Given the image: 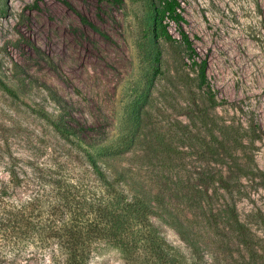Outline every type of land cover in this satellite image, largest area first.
<instances>
[{
  "label": "rangeland",
  "instance_id": "374dc122",
  "mask_svg": "<svg viewBox=\"0 0 264 264\" xmlns=\"http://www.w3.org/2000/svg\"><path fill=\"white\" fill-rule=\"evenodd\" d=\"M178 1L184 21L163 20L178 40L166 42L151 32L150 0H0V189L7 185L10 205H35L23 234L0 235V264H53L43 223L56 186L72 184V208L88 221V207L107 197L89 165L96 154L122 148V164L146 169L151 158L159 169L171 143L170 173L201 172L189 165L195 157L186 135L193 109L211 104L251 159L235 193L245 239L235 232L217 246L203 237L196 249L153 215L160 257L142 241L127 249L98 236L78 264H264V0ZM179 27L195 59H208L213 99L196 88ZM77 121L93 125L103 141L89 146L69 134L65 124ZM12 164L18 179L9 184Z\"/></svg>",
  "mask_w": 264,
  "mask_h": 264
},
{
  "label": "trees",
  "instance_id": "16d2710c",
  "mask_svg": "<svg viewBox=\"0 0 264 264\" xmlns=\"http://www.w3.org/2000/svg\"><path fill=\"white\" fill-rule=\"evenodd\" d=\"M111 1L120 4L123 0ZM150 1L153 3L151 32L154 39L178 41L169 33L167 23H163V20L166 18L178 25L184 21L180 2ZM79 16L84 23L94 27L84 16ZM178 33L180 43L190 52V68L196 71V88L203 90L207 98L213 99L207 77L208 59L196 60L198 54L189 35L181 27ZM213 108L212 104L207 107L196 106L189 118L192 126H196L186 135L188 150L195 157L189 165H197L201 172L185 175L170 173L175 162L170 155L177 152L171 143L162 148L164 156L159 169L157 164L151 162V158H148L146 169L130 161L126 165L122 164L123 159L119 158L124 152L122 148L111 149L107 155L96 154L95 158H90L89 165L94 178L98 180V186H101L102 193L107 197L96 198L88 207L92 215L89 221L82 212L72 208V184L67 183L65 188L56 186L58 200L49 206L43 223L44 237L52 246L50 256L53 264H78L84 260V253H88L86 249L90 241L98 236L117 244L122 243L127 249H132L135 243L142 241L150 247L152 254L160 257L163 249L158 242L161 238L153 215L173 225L182 239L196 249L200 248L203 237L217 241V246L224 244L227 237L235 232L245 239L247 230L237 214L238 200L235 193L240 189L242 177L250 171L251 159L245 150L238 151V147H242V138L232 132V125L218 118ZM64 127L69 134L89 146L103 141L93 125L77 121L75 126L65 124ZM136 137L134 134L133 144L136 143ZM10 167L9 184L18 179L16 167L13 164ZM242 170L246 173H240ZM3 185L0 189V235L6 238L23 234L22 231L29 228L30 209L34 206L35 210V205L31 200L20 201L16 206L13 203L10 205L4 198L9 196L5 189L7 185Z\"/></svg>",
  "mask_w": 264,
  "mask_h": 264
}]
</instances>
